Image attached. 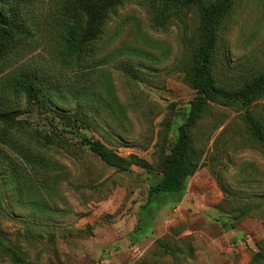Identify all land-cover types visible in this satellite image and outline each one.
Returning <instances> with one entry per match:
<instances>
[{
    "label": "rangeland",
    "instance_id": "rangeland-1",
    "mask_svg": "<svg viewBox=\"0 0 264 264\" xmlns=\"http://www.w3.org/2000/svg\"><path fill=\"white\" fill-rule=\"evenodd\" d=\"M46 2L28 4L44 31L21 40L19 55L0 67V106L13 105L22 121L13 130L14 142L0 141V231L37 264H251L264 240V207L250 215L242 210L263 200L264 148L238 107L209 108L192 130L202 164L187 189L155 195L148 203L149 189L162 175L160 146L178 138L195 97L183 64L199 26L197 12L156 29L144 6L131 0L108 22L97 44L98 62L87 66L66 55L61 12L50 9L53 0ZM125 66L135 68L138 78ZM263 68L264 0H242L220 42L217 75L236 88ZM29 70L54 76L59 86L51 103L58 112L82 108L88 122L67 125L12 91L9 80ZM107 79L123 116L73 96L80 86L103 95ZM253 110L264 122V98ZM54 125L68 131L41 147L37 140L53 134ZM2 127L0 122V133ZM81 133L148 165L119 171L91 152ZM21 147L41 152L48 163L28 162ZM37 204L48 210L39 211ZM0 264L15 263L0 252Z\"/></svg>",
    "mask_w": 264,
    "mask_h": 264
},
{
    "label": "trees",
    "instance_id": "trees-1",
    "mask_svg": "<svg viewBox=\"0 0 264 264\" xmlns=\"http://www.w3.org/2000/svg\"><path fill=\"white\" fill-rule=\"evenodd\" d=\"M31 1L36 0H0V67L9 63L14 55H19L21 40L36 39L40 33L39 29L44 31V24H38L32 18L31 11L34 9L28 5ZM129 1L131 0H53L50 9L61 12L63 32L61 44L66 55L77 64L87 66L96 64L98 60L95 57L99 53L97 44L103 39L108 22L117 10ZM136 1L144 6L152 27L156 29L166 28L173 19L184 21L194 11L199 16L194 44L187 61L183 64L185 79L194 89L195 97L191 101L185 121L178 129V138L169 147L165 144L160 146L159 169L162 175L149 189V203L155 195L181 193L187 189L189 178L202 164V156L195 149L192 130L213 104L234 106L243 110L244 121L249 131L257 144L264 148V122L253 110L255 104L264 98V68L256 70L249 79L236 88L223 84L217 75L220 42L242 0ZM119 51L137 53L138 49L121 48ZM123 70L132 77L138 78L135 68L125 66ZM9 86L15 93L25 95L28 104H39L67 125L73 123L79 128L80 124H86L89 120L82 108H78L74 113H60L53 106L51 99L59 86L53 75L47 78L41 71H22L9 80ZM73 96L77 100L85 99L89 103L100 105L107 113L124 115L123 106L118 101L110 79L104 83L103 95L90 90L88 86H80L74 90ZM19 114L20 112L13 105L0 106V122L3 124L0 141L3 143L10 144L15 141L13 130L22 124L18 118ZM168 125L170 126V122ZM54 126L53 134L47 132L41 140H37L41 147L54 144L55 137H61L60 130L68 131L65 127L60 129L57 125ZM80 137L82 143L91 152L119 171H129L133 165H148L145 160L135 154L126 157L119 155L101 140L94 139L86 133H81ZM61 139L64 141L63 138ZM21 154L32 164L48 163L43 154L39 151L35 152L33 148H26L25 153L21 147ZM0 159H4V156L0 155ZM36 207L39 211L48 210L40 204ZM263 207L264 197L257 202H248L242 210L243 215L258 212ZM258 245L259 250L254 252L251 264H264V240ZM166 247L168 251L176 252V249L170 245ZM0 252L8 256L15 264H37L30 260L25 251L2 231H0Z\"/></svg>",
    "mask_w": 264,
    "mask_h": 264
}]
</instances>
